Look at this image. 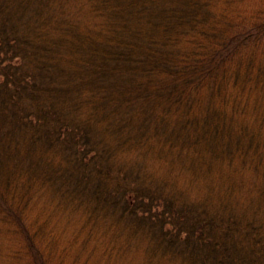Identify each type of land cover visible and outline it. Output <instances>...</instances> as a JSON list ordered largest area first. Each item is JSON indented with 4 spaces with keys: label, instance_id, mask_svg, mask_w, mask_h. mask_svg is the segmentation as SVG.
Masks as SVG:
<instances>
[{
    "label": "trees",
    "instance_id": "1",
    "mask_svg": "<svg viewBox=\"0 0 264 264\" xmlns=\"http://www.w3.org/2000/svg\"><path fill=\"white\" fill-rule=\"evenodd\" d=\"M0 264H264V0H0Z\"/></svg>",
    "mask_w": 264,
    "mask_h": 264
}]
</instances>
